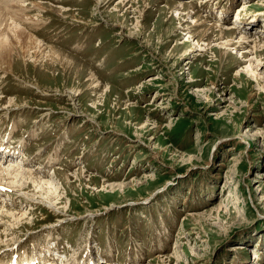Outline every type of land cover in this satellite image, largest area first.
Listing matches in <instances>:
<instances>
[{"label":"rangeland","instance_id":"obj_1","mask_svg":"<svg viewBox=\"0 0 264 264\" xmlns=\"http://www.w3.org/2000/svg\"><path fill=\"white\" fill-rule=\"evenodd\" d=\"M32 2L60 56L0 72V146L24 141L5 165L51 177L67 223L8 196L1 263L264 264V0Z\"/></svg>","mask_w":264,"mask_h":264},{"label":"bare ground","instance_id":"obj_2","mask_svg":"<svg viewBox=\"0 0 264 264\" xmlns=\"http://www.w3.org/2000/svg\"><path fill=\"white\" fill-rule=\"evenodd\" d=\"M26 1L29 0H0V72L5 74H13V68H14L13 61L14 58H16L19 55L20 57L22 56L23 58L33 59L34 61H37L39 57L45 54L44 52L46 49H48V51L46 52L45 55L51 59L55 60L56 57L54 55L58 56L60 54V51L55 50L52 47L49 48L47 46L44 47L40 42H38L37 39L39 38L35 36L33 33H29L28 31L31 30L32 32H34V29H37L38 23L41 22V18L43 17L42 16L43 13L44 14L47 12L54 13L58 10L53 9L51 7H45L39 5L38 3H33V2L31 3L30 6H28V4H25ZM10 2H18V4H15L14 6H10L9 5ZM98 2L101 3L100 1H97V3ZM243 4L244 5H241L242 10L239 12V16L237 17V19L241 17L240 15L248 14V12L246 11L251 9L250 8L251 6H249L248 4L245 3ZM177 8L178 6L174 7V9ZM28 11H32V13L34 12L35 14L33 16L38 18L33 19L32 16H27V13H29ZM263 14L264 13H260L259 15H263ZM262 30L263 29H261V31L259 32L263 33L264 31ZM222 31H226V30H222V29L219 30V33L221 35L220 37L221 40L223 39L222 38L223 34H225ZM259 32L256 33L258 34ZM249 33H252L251 30H249V32H247L246 34ZM204 38H207V35H203L199 41L205 42L207 39L204 40ZM239 41H241L240 38ZM239 43H242V41ZM225 46L230 47V46H234V44L228 43ZM197 47L199 48L200 46ZM65 57H68L70 59V57L67 55ZM255 63H256V68H258L260 66L261 61L259 59H255ZM249 67L250 68L252 67L251 60L249 61L248 64V68ZM256 68H254L253 73H255L254 71H256ZM14 106L17 107L15 104ZM14 106H9V107L12 108ZM47 115L49 114L44 113L43 116H47ZM11 139L12 138L10 137L9 141H11ZM23 142L21 141V143ZM21 143L19 146H15L14 150L12 151L10 150V147L6 149V151L5 150L0 151V202L3 203V204L0 203V226L3 225L2 227L4 231L13 230L14 228L13 224L11 226L8 224L10 223L11 219L14 220V223L24 220L21 217L25 215V212H17V213L15 212V214H11L8 212V210H4L3 205L5 201L10 198V200H12V202L14 204H17V206L19 207L29 206L33 203H37V205L39 204L46 207V210L51 212L52 217L58 218L55 225L50 227L48 230H55V229L57 230L63 227V225L67 223V220L65 218V215H62V214H66L64 212L65 210L58 208V205L61 204V202H60V198H58L60 196H58L57 194L58 188L57 189L52 188L54 180L50 179L51 177L48 178L46 181L42 180L43 173L41 171L36 173L33 172L34 170L32 171L31 169H29L30 159L28 158L25 159L24 161L22 160L23 162L19 161L17 165L15 162L13 166L10 167L5 165L6 163L8 165H11L8 163V161L14 159V154H15L14 152L21 150V148L19 149L20 146L22 147ZM66 180L67 178L65 177L64 181L66 182ZM90 181L94 182L95 180L91 179ZM31 187H33L34 190H32ZM109 188H113V187H109ZM55 195H57L56 198ZM8 196L9 198L7 199ZM52 200H56L57 202L52 203ZM4 231L0 232L1 235L0 238L2 237ZM39 253L42 254L41 252ZM33 254H35V252H33L31 256L27 254L24 255L19 262H16L15 260L12 259L10 260V262L7 261V263L31 264V262L25 263V261L32 259ZM4 255L6 256V254H0V258ZM43 256L40 255V261L42 263L54 264L53 258L51 259L48 258V261H46ZM157 259L161 260L164 259V257L160 258V256H157L156 260ZM1 262L2 261H0V264H2ZM63 264H67V263H63Z\"/></svg>","mask_w":264,"mask_h":264}]
</instances>
